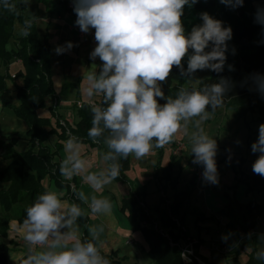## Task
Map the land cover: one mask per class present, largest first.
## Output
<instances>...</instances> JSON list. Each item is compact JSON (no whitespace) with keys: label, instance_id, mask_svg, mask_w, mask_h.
Here are the masks:
<instances>
[{"label":"clouds","instance_id":"obj_1","mask_svg":"<svg viewBox=\"0 0 264 264\" xmlns=\"http://www.w3.org/2000/svg\"><path fill=\"white\" fill-rule=\"evenodd\" d=\"M220 2L233 9L244 4V0ZM195 3L197 0H74L76 25L83 33L94 29L97 43L90 59L99 58L102 62L99 72L87 77V95L102 96V104L91 107L88 137L93 143L103 139L107 151L102 156L105 166L88 171L80 142L70 137L59 165L64 180L71 181L80 175L94 191H100L119 177L121 159L130 155L136 159L146 157L154 148L171 143L191 121L195 126L190 136L193 162L205 166L203 175L207 181L218 182L214 160L217 143L205 133L202 123L223 105L227 80L222 78L219 83L199 90L181 88L175 98H165L161 87L174 66L189 80L198 70H223L226 42L232 38V29L203 12V23L186 34L181 20L183 10ZM4 7L12 10L15 5L5 2ZM255 21L264 25V8L257 9ZM30 27L31 23L26 21L20 34L29 36ZM72 47V42H67L57 46L55 52L63 54ZM186 56L185 70L182 61ZM258 80V89L264 94V79ZM157 98L166 102L161 105ZM251 151L259 153L252 170L264 177V123L259 125L258 139L252 143ZM76 196L93 215L112 212L113 204L107 197L88 196L83 191H77ZM63 197L62 191H45L26 209L22 222H13L30 246L23 264H110L97 243L104 232L103 225L89 226L90 238L81 239L76 221L85 215L84 209ZM40 246H46V250L32 251Z\"/></svg>","mask_w":264,"mask_h":264},{"label":"trees","instance_id":"obj_2","mask_svg":"<svg viewBox=\"0 0 264 264\" xmlns=\"http://www.w3.org/2000/svg\"><path fill=\"white\" fill-rule=\"evenodd\" d=\"M257 1L259 0H244L243 6L235 9L221 3L220 0H197V3L191 7L187 5L184 7L181 20L186 34L190 33L194 26L203 23L200 14L207 12L214 19L220 20L222 26L231 27L232 38L226 42L228 45L225 52L226 61L221 72L210 71L208 77L202 79L197 87H193L186 85L189 77L182 75L180 69L174 66L167 80L161 84L165 98L168 96L175 98L181 88L199 90L219 83L223 78L228 82V90L221 107L233 110L238 118L244 117L247 112H257L258 119L264 120L263 96L260 93L248 91L247 78L243 75L245 73L258 82V78L264 79V36L260 31L264 25L255 21ZM5 2L9 5L14 4L15 8L6 9ZM66 3L65 1V6ZM24 9L22 0H0V66L8 69L9 63L16 60H19L22 65V70L16 74L22 82L14 90L19 104L18 107L13 108V112L27 125L26 142L28 144L25 150L17 151L15 147L19 137L16 135L8 140L0 141V148L3 150L1 157L5 162L3 169L0 170V183L7 184L6 189L0 190V238L7 235L10 215L23 220L26 217V209L33 204L39 194L47 191L44 186L45 180L49 185L66 189V196L70 194V185L62 182L59 165L55 160L60 144L53 147L47 144L49 134L52 132L51 124L47 118L37 114V109L43 106L45 98L56 95L51 81L50 44L47 34L42 39L37 32L36 14L28 18L24 15ZM16 20L22 23L23 28L26 21L31 23L29 36L21 35L14 38L13 24ZM11 42L12 46L7 48ZM191 51L190 49L189 54ZM182 64L186 70L187 56ZM7 76L0 72V96L7 91ZM71 86L65 85L62 92H67ZM157 99L161 105L166 102V99ZM3 104L6 106V103ZM53 114L56 117L59 139L67 140L68 137L59 123L58 115L55 111ZM77 115L79 121L70 127L71 133L79 142H92L88 137V129L92 126V112L86 102L77 108ZM99 145H105L103 139ZM159 153L160 159L161 150ZM119 162L121 164L120 175L115 181L126 185L125 172L130 167V156ZM177 166L178 161L173 156L164 167L158 163L155 171L157 190L165 191L169 186L174 193L169 199L161 195L159 203L150 209L149 214L137 206L136 200L130 194L123 196L121 201L120 211L125 214L133 230L140 231L146 243L145 253L152 264H183L179 249L171 246L169 240L154 228L155 222L166 229L171 239L176 241L179 239V234L176 232L175 220L182 225H185L188 215L194 217L195 224L212 220V217H206L196 207H189L188 202L196 186V178L193 176L187 186L178 188L179 172L176 176L174 175V168ZM240 180L244 182L247 193L264 192V177L257 174L243 175ZM74 194L75 192L70 199L83 208L82 204L73 198ZM219 214L227 218L226 228L233 236L235 235L234 239L238 241V246L249 249L244 262L239 261L235 255L228 264H264V252H257V245L264 242V236L261 240L254 234L258 223L257 218L264 215V203H258L255 199H250L245 203L229 201L219 210ZM79 220L86 227L81 239H87L85 233L89 219L83 215ZM238 231L248 236L249 241L240 242V238L236 237ZM186 235H189L188 231ZM196 248H199V241ZM7 251L8 248L0 243V264H7ZM103 256L109 260L110 264H138L127 262L123 258ZM201 258L205 260V257L201 256Z\"/></svg>","mask_w":264,"mask_h":264},{"label":"rangeland","instance_id":"obj_3","mask_svg":"<svg viewBox=\"0 0 264 264\" xmlns=\"http://www.w3.org/2000/svg\"><path fill=\"white\" fill-rule=\"evenodd\" d=\"M50 1V2H49ZM46 4H42L40 0H22L24 4V15L28 18L33 16V13L36 12V9L43 10L44 6L49 7L51 3H56L57 0H49ZM264 1V0H263ZM258 3V1H257ZM259 4V3H258ZM41 14V13H40ZM56 21L51 20L48 15H39L36 20V29L40 36L44 37L47 33L48 43L50 44V51H49V60H50V72H51V81L53 85V90L56 94H59L58 100V111L62 114H65V110L67 107H73L75 102L78 100L75 94L76 89L71 88L68 91V95H63L61 91L65 85H72L78 82L79 90H80V98L88 100L90 97L87 95V88L89 87V81L87 79L88 75L94 71L98 72V67L93 65L89 62L90 60V53L94 49V45L97 43L94 38L85 37L83 40H77L73 33H67L63 30L62 27L60 29H54ZM21 29H23V25L19 20L14 21L13 24V36L14 38L20 37ZM261 33L264 36V26L261 28ZM67 38L71 39L73 47L70 50L65 51L63 54H57L55 49L57 46H65L67 42L65 41ZM22 70V65L20 63L11 61L9 63L8 69H4L0 66V71L5 73L9 77L11 74H17L19 71ZM82 75V79L77 81V75ZM210 75V70H202L195 73L191 80L189 78L186 81V85H191L193 87H197L200 81ZM246 78L247 75L244 74ZM6 77V86L7 91L0 96V134L2 135V140H8L11 136L16 135L19 137V140L16 145L17 151H22L27 148L28 144L26 142V131L27 125L26 123L18 118L15 113L13 112V108L18 107V101L15 98V95L12 93L15 90L16 86L21 85V78L18 77L16 80H11ZM249 79V78H248ZM249 85L252 86L254 81L249 79ZM72 87V86H71ZM6 103V106L3 104ZM56 112L54 106V99L52 96H48L45 98L43 102V106L37 109V114L40 117L47 118L50 121L52 132L49 134L47 144L51 147L60 144V148L56 154L57 160L65 158V151L63 149V142L59 139V130L56 126V117L54 116L53 112ZM72 112V111H71ZM222 122V129L220 130V142L219 146H226L227 143L223 138V135L228 129V123L230 125L236 124V130L239 126H245L246 122H248L249 126L258 133L259 125L264 123V120L261 121L258 119L257 112L251 113L247 112L244 117L238 118L235 112L231 109H227V118ZM68 121L72 124L75 118L73 119L72 115H66ZM219 118L212 120L209 124L205 122L202 123V127L205 133L211 137V129L216 122H218ZM61 124V121L59 120ZM66 126L61 124V127L64 129L66 136L68 139L70 137H74L71 133L70 127L71 125L66 121H64ZM245 123V124H244ZM238 126V127H237ZM232 127V126H231ZM242 130H246L242 128ZM241 132V131H240ZM250 132V131H248ZM244 133V132H242ZM180 136V130L177 132ZM176 134V135H177ZM213 134V133H212ZM241 136L239 135L238 138ZM231 139L228 141L230 142ZM232 142V141H231ZM85 149V146L80 144V151L82 152ZM191 150V147L189 148ZM219 152L216 153L217 156L222 154V149L219 148ZM160 148H154L152 152H150L146 157L142 159H136L133 155H130V167L125 172V176L127 179L133 182V186L136 187L139 191H142L143 188L148 191L149 197L146 199V203H148V207L153 206V202H157L159 197L161 196L160 191L157 190V187L154 185L153 179V164L159 159L160 157ZM187 151V150H186ZM172 150L170 147H165V155L162 158V167L167 165L171 159ZM3 150L0 148V170L4 167V160L1 157ZM98 157V154H96ZM193 154L189 151L184 157V163L182 164L183 168L182 171L179 173L178 179V187L184 188L185 185L189 182L192 173L194 172V168L196 167V163L193 162ZM243 173V172H241ZM178 172L175 170L174 175L176 176ZM130 182V181H129ZM131 182V183H132ZM2 186V183H0ZM44 186H47V183L44 182ZM119 186H123L122 184H118L113 180L110 184L106 185L100 191H94L88 184L82 186V191L86 190L88 196L96 195L97 197L102 196V193L105 190L115 193V190L119 189ZM126 190V185L123 186ZM48 188V187H47ZM224 188V187H222ZM115 189V190H114ZM227 189V188H226ZM49 190H54L50 188ZM172 189L168 186L166 190L163 192L166 194V198H170L172 195ZM212 191V190H211ZM223 192V191H222ZM211 193H207L206 195L209 196ZM137 194L134 192L132 195L133 197ZM215 198V197H214ZM217 198V197H216ZM136 199V198H135ZM220 200L224 201V198L219 197ZM240 199L243 202H246L248 199H255L259 203H264V192L263 193H252L251 196L241 195ZM67 200V199H66ZM138 201V200H137ZM210 201V200H209ZM218 202V201H217ZM118 204V200H117ZM214 218L212 220L206 221L205 225H202L203 228L198 232L197 227L193 224L194 217L189 216L187 219L186 229L189 230L191 233L192 238L196 237L199 241L200 249L202 250V254L205 255L207 264H228L231 259L237 255L239 261L244 262L247 259V254L249 249L240 248L238 246V241L234 239V236L227 233L225 228V223L227 219L220 216L219 214L212 213ZM89 218L92 221L91 225H103L104 232L101 234V240H106V247L109 244L112 248H121V250L128 251L132 248L136 247L141 249L140 244L143 246L144 251H140V255L136 259V262L139 264H152L149 258L145 254L146 243L139 231H133L131 225L125 219V216L121 213L112 212L109 215H106V226L100 221L97 220L91 213H89ZM103 220V219H102ZM105 220V219H104ZM90 221V222H91ZM257 226L254 229V234L258 238H262L264 236V215L259 216L257 218ZM201 224V223H200ZM85 225L81 223L78 219L76 221V231L77 235L81 236L85 229ZM8 239L9 237L15 239L19 242L20 234L13 232L14 226L13 221L10 222V229H8ZM15 235V236H14ZM226 237V239H225ZM236 237L240 238V242L249 241V237L246 236L242 231H238L236 233ZM2 238L5 243L9 244V253H8V262L9 264H17L19 259L24 257V253H21L19 247H15L10 245L9 240ZM106 238V239H105ZM128 238H131V243L128 245H124V241ZM262 240V239H261ZM201 242V243H200ZM217 249V250H212ZM212 250V251H210ZM205 251V253L203 252ZM257 252L263 253L264 252V242L257 245ZM24 262V261H23ZM20 263V264H23Z\"/></svg>","mask_w":264,"mask_h":264},{"label":"crops","instance_id":"obj_4","mask_svg":"<svg viewBox=\"0 0 264 264\" xmlns=\"http://www.w3.org/2000/svg\"><path fill=\"white\" fill-rule=\"evenodd\" d=\"M40 1H42L40 3L46 4V2L49 0H40ZM65 1L68 2L71 0H57L56 3L55 2L51 3L49 7L44 6L43 10L37 8L36 12L33 14H36L37 18L41 14L42 15H48V17H50L51 20L56 21V23L53 27L54 29H60V27H62L63 30H65L67 33H73L74 36L77 38V40H83V38H85V37H79L77 35V33L72 29V27L75 24V21L77 19V16H76L74 10H69L67 8V5L66 6L64 5ZM258 3L257 2L255 3L256 9L262 8L264 6L263 0H259ZM37 18L35 19V23H36ZM40 38L43 39L42 36H40ZM65 41L66 42L71 41V39L67 38ZM12 44H13L12 42L10 44H8L7 48L11 47ZM95 46H96V44L94 45V48H95ZM89 62L92 63L93 65L97 66L98 72H99L100 66L102 63L99 60V58H96L94 61L90 59ZM1 67H3V66H1ZM247 77L255 82L250 87L249 79L247 78L248 91L261 94V92L258 89L259 82L250 78L249 76H247ZM9 79L16 80L17 77L14 79H12L10 77ZM77 79H78L77 81H80L82 79V75L80 73L77 75ZM71 88L76 89L75 94H76V97L78 99L76 102H88L93 98V97H90L88 100L80 98V90H79L78 82L72 84V87H70L69 89H71ZM69 89L67 90V92L63 93L61 91V93L66 96V95H68L67 93H68ZM12 93L15 95L14 91ZM262 96H263L262 103L264 104V94H262ZM53 99H57V101H58L59 100V94H56L55 96H53ZM57 107H58V104H57ZM57 107L55 108L56 114L58 115L59 120L61 122L67 121L71 126H74L79 121V117L77 115V107L75 105L73 107H71L72 112L70 111V107H67L65 110V114L60 113L58 111ZM66 115H72L73 119L75 118L76 120H74V122L71 124L68 121V119L66 118ZM217 118H219L218 122H216V124H214L212 126V129L210 131L213 133V134L211 133V138L215 139V141L217 143L216 153L219 152V150H220L219 148L222 149V154H220L219 156L215 155V157H214L215 164H216V170H217V181L218 182L214 184L210 181H207L206 179H203L199 183H196V186H195V188L191 194L190 200L188 202L189 207H196L199 211L204 213V215L206 217H212V218H214L212 213L219 214V210H221L229 201H236L238 203H242V201L240 199L241 195H247V196L252 195V193H247L245 191V184L240 179L243 175L252 176L255 174L252 170V165L255 162V160L258 158V155H259V153L254 154L251 151V145H252V143H254L258 139V133L255 132V130H253V128H251L249 126L248 122H246V124L244 123L245 126H243V127L239 126V128L237 130H236V124L230 125V123H228V129H226V132L223 135V138L226 141L227 145L225 147L219 146L220 130L222 129V122L225 119H229V117L227 118V109H225L224 107H220L208 120H206L204 122H205V124L206 123L209 124L212 120H215ZM242 128H245L246 130H242ZM194 131H195L194 123L190 121L187 124V129H185L183 127L180 129V136L178 134L175 135L173 138V141L171 143L166 144L164 147L160 148V150L162 152L161 158L158 159L152 165L153 166V179H154L155 187H157L156 178H155V171H156L158 163L162 167L161 164H162V158L165 155V147L168 146L172 150L175 141L186 142L187 146L183 151L178 153L177 156L172 155L175 158V160L178 161V166L174 168V171L176 170L177 172L180 173L182 171V168H183L182 164L184 163V161H183L184 157H186V155L189 151L191 152V150L189 149L191 147L190 136ZM248 131H250V132H248ZM242 132H244V133H242ZM239 135L241 136L240 138H238ZM230 139L232 142L231 141L228 142ZM67 140L62 141L63 142L61 144V145H63L62 150L65 149V143ZM80 144L85 146V149L81 152V156L84 159H86L88 162V165H89L88 171H98L100 168L105 166V162L102 159V156L105 153V148H106L105 145L100 146L99 143H93V142H80ZM96 154H98V157H96ZM55 160L58 162V165H60V162L63 159H61V157H60V159L57 160V158L55 157ZM158 172H160L159 169H158ZM241 172H243V175L241 174ZM193 176H194V172L192 173L191 178ZM125 178H126V176H125ZM191 178H190V180H191ZM126 181H127L126 182L127 183L126 184V190L124 189V187H123L124 185L122 183L115 181L116 183L122 184L123 186L122 187L119 186L118 187L119 189H117V190L114 189L115 190L114 194L108 190L107 191L105 190V192L102 193V196L107 197L111 200V202L113 204L112 210L115 213L116 212L118 213V211H119V213H121L125 216V214L120 211L121 205H122V202H121L122 198L125 195H129V194L133 195L135 192L137 195L134 196V199L136 198L135 200L138 204L137 206L142 208L143 211L147 210L145 212H147L149 214L150 209L159 203V199L157 202L156 201L153 202L152 203L153 206L149 208L148 203H146V199H147V197H149L148 191L144 188L142 191H139L136 187L133 186V182L131 180L126 178ZM44 182L47 183V186H45L46 188L48 187L47 191H49L50 188H52L56 191H62L64 193L63 198L67 199L69 202H73L72 199H70L68 196H66V189L58 188L55 185H49L47 180H45ZM62 182L67 183L69 185L73 183L75 185V194H74L73 198H75L76 200H78L82 204L84 212H85L84 216H86L89 219V224L87 226V230H86L85 234L87 235L88 238H90L88 235V227L92 223V221L89 218V213H91V212H90V210H88V205L85 203H82L76 196V192L82 191V188H83L82 186L87 185V183H85L82 180V177L80 175L75 176L71 181H66L62 177ZM188 184H189V182L185 186H187ZM6 187H7V184L2 183V186H0V190H4V189H6ZM222 187H224V188H222ZM83 192L86 195H88L86 190H84ZM163 192L164 191H160V194L162 195ZM173 193H174V191H172V195H173ZM207 193H211V194H209V196H207L206 195ZM164 196H166V194H164ZM219 197L224 198V201L220 200ZM117 200H118V204H117ZM248 200H250V199H248ZM243 203H245V202H243ZM93 216L97 220L99 219L100 221H102V223L106 226V216H102V215H93ZM189 216H191V215L187 216L186 223H187V219L189 218ZM191 217H193V216H191ZM224 218L227 219L226 217H224ZM125 219H126V216H125ZM11 221L22 222L23 220H19L14 215H10V218L8 220L9 229H10V222ZM200 223L201 222H199L198 224L193 223L197 227L196 229L198 232L201 230V228H203L202 225H205L206 222L201 223V224ZM225 228H226V223H225ZM14 229L15 230H13V232L16 233L15 235H17V233L20 234L21 238H19V242L17 240H15V239H18L17 237H15V238L9 237V239H8V231L9 230H7V235L5 237H7L6 239L9 240L10 245H13L15 247L16 246L19 247L20 252L24 253V257L17 261V264H20L27 258V256H25V249H26L27 242L23 239L22 232L17 231V229L15 227H14ZM226 230H227V228H226ZM133 231H138V230H133ZM187 231H188L189 235L192 236L188 229H187ZM227 233L230 234L232 237V234L230 231L227 230ZM83 236H84V231L81 234L80 238H82ZM5 237L0 238V243L4 244L8 248L7 255H6V262H7V264H9V262H8L9 244L5 243L4 240L2 241V238H5ZM196 239H198V238L196 237ZM128 241H129V243H128ZM131 242H132L131 238H128L127 240L124 241L123 244L128 245ZM97 243H98V246L100 248L102 255L114 256L115 258H123V259H125V261L130 262V263L136 262V259L141 254L140 251H144V248L141 244H140L141 249L134 247L131 250L124 251V250H121V248H112L109 244L106 247V240H101V238L99 239V241ZM70 244H71V241H69V245ZM39 250H46V246L38 248L36 251H39ZM212 250H217V249H212ZM212 250H210V251H212ZM201 251L202 250L200 249V246H199V248H198L199 254L201 256L205 257V255H207V254L205 253V251H203L205 254H202ZM205 260H206V257H205Z\"/></svg>","mask_w":264,"mask_h":264},{"label":"built area","instance_id":"obj_5","mask_svg":"<svg viewBox=\"0 0 264 264\" xmlns=\"http://www.w3.org/2000/svg\"><path fill=\"white\" fill-rule=\"evenodd\" d=\"M67 8L69 10H74V0L67 2ZM72 29L77 33L79 37H88V38H94V29H90L88 33L81 32L80 28L76 23L73 25ZM14 62L20 63L19 60H16ZM10 77L12 79L16 78V74H11ZM83 102H76L75 106L77 108H80L82 106ZM58 101L57 99H54V106L57 107ZM86 104L91 108L92 105H101L102 104V96L96 95L93 96V98L86 102ZM63 126H66L64 122H61ZM2 135L0 134V141L2 140ZM187 144L184 141H175L173 145V149L171 154L173 156H177L178 153L183 151L186 148ZM194 157V155H193ZM204 165L202 163H196V167L194 168V176L196 178V183H199L204 178ZM75 192V185L72 183L70 184V194L68 195L69 198H71L72 194ZM162 195H164L162 193ZM88 210H90L88 208ZM147 211V210H145ZM147 213V212H146ZM148 214V213H147ZM176 222V232L179 234V239L176 241H173L168 234V231L164 228H162L157 222L154 223V228L161 233L163 236H165L169 240V244L171 246H175L180 251V257L183 264H207L204 259L201 258L198 249L196 248V245L198 244V240L195 238H192L190 235H186L187 229L185 225H182L178 220H175ZM129 243V241H128ZM43 246H40L41 248ZM38 248H32V251H36ZM30 254V246L27 244L25 249V256H28Z\"/></svg>","mask_w":264,"mask_h":264}]
</instances>
